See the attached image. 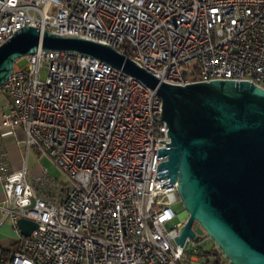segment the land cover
<instances>
[{
    "label": "built area",
    "instance_id": "1",
    "mask_svg": "<svg viewBox=\"0 0 264 264\" xmlns=\"http://www.w3.org/2000/svg\"><path fill=\"white\" fill-rule=\"evenodd\" d=\"M27 25L121 47L170 84L218 75L264 88V0H0V42ZM25 61H14L0 89V128L16 141L22 133L25 144V160L13 170L0 148L2 209L17 237L0 263L195 260L185 249L189 237L176 242L188 216L173 209L176 181L159 156L168 142L160 97L85 54L73 60L72 52L38 48ZM30 149L47 154L70 183L57 185L46 168L28 179ZM19 218L36 223L28 236ZM206 262L223 264L216 256Z\"/></svg>",
    "mask_w": 264,
    "mask_h": 264
},
{
    "label": "water",
    "instance_id": "2",
    "mask_svg": "<svg viewBox=\"0 0 264 264\" xmlns=\"http://www.w3.org/2000/svg\"><path fill=\"white\" fill-rule=\"evenodd\" d=\"M38 48L97 58L154 89L169 138L159 156L188 214L176 242L204 232L231 264H264L263 87L233 79L170 84L104 43L32 25L0 44V85L16 59ZM18 225L24 236L36 227L26 218Z\"/></svg>",
    "mask_w": 264,
    "mask_h": 264
},
{
    "label": "crops",
    "instance_id": "3",
    "mask_svg": "<svg viewBox=\"0 0 264 264\" xmlns=\"http://www.w3.org/2000/svg\"><path fill=\"white\" fill-rule=\"evenodd\" d=\"M2 110L3 109L0 108V117ZM0 148L4 153L3 159L8 164L9 170L18 169L22 165L25 160V144L23 142L22 133L18 134V140L16 141L7 128H0ZM37 154L38 153L35 149H30L26 155L28 179L36 175L40 170V167H33ZM30 167L31 169H29ZM3 206L4 196L0 179V254L7 258L16 249L17 237L12 230L9 217L5 215L2 209Z\"/></svg>",
    "mask_w": 264,
    "mask_h": 264
},
{
    "label": "rangeland",
    "instance_id": "4",
    "mask_svg": "<svg viewBox=\"0 0 264 264\" xmlns=\"http://www.w3.org/2000/svg\"><path fill=\"white\" fill-rule=\"evenodd\" d=\"M25 60V56L18 58L17 60H15L16 66L23 67L26 64ZM33 167L46 168V175L57 185H67L70 183V179L67 174L63 170H61L47 154H37L36 159L33 163ZM29 169H31V167ZM181 204L182 203L180 202L179 204L173 205V209L177 213L180 212V216H184L185 212ZM199 236L200 239L198 241L190 240L185 246L188 255L195 258V260L190 261V264H208L206 260H208L209 262L214 260V256L210 254V252L214 251H217V256L220 257L223 264H231L218 250L214 241L210 237L206 236L204 232ZM205 254L209 255L205 256Z\"/></svg>",
    "mask_w": 264,
    "mask_h": 264
},
{
    "label": "bare ground",
    "instance_id": "5",
    "mask_svg": "<svg viewBox=\"0 0 264 264\" xmlns=\"http://www.w3.org/2000/svg\"><path fill=\"white\" fill-rule=\"evenodd\" d=\"M2 43L3 42H0V44H2ZM106 45L112 47L110 44H106ZM112 48L117 50L118 52H120V53H122L124 55V51L121 50V47H112ZM45 55H52V50H45ZM58 55H68V51L58 50ZM36 56H37V50L35 52L31 53V54L25 55L26 59L36 58ZM72 57H73V60H81V54L80 53L72 52ZM103 65H110V64H108V63L103 61ZM8 77H12V70L10 71ZM127 79H128V81H131L132 84H134V86L136 88H140L141 91L147 92L148 96H156V92H155L154 89H151L148 86L144 85L136 77L127 74ZM211 79H228V77H218V75H209L208 77H199L198 79H190L189 83L190 82H195V81H209ZM163 82L170 83L169 81H163ZM0 89H1V85H0ZM161 111H162V101H161V98H160V113H161ZM160 122H163V121L160 119ZM161 132L164 135V141H169V138L167 136L166 124H161ZM176 185H177V182H176ZM177 194H178V190H177ZM180 202H181V200H180ZM187 216H188V214H187Z\"/></svg>",
    "mask_w": 264,
    "mask_h": 264
},
{
    "label": "trees",
    "instance_id": "6",
    "mask_svg": "<svg viewBox=\"0 0 264 264\" xmlns=\"http://www.w3.org/2000/svg\"><path fill=\"white\" fill-rule=\"evenodd\" d=\"M199 239H200V236H199L198 240H199ZM210 254L213 255V256L218 257V256H217V253H216L215 251H214V252H210ZM208 255H209V254H205V256H208Z\"/></svg>",
    "mask_w": 264,
    "mask_h": 264
}]
</instances>
